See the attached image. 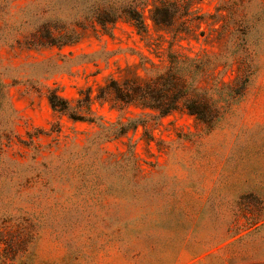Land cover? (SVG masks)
I'll use <instances>...</instances> for the list:
<instances>
[{"label": "rangeland", "instance_id": "1", "mask_svg": "<svg viewBox=\"0 0 264 264\" xmlns=\"http://www.w3.org/2000/svg\"><path fill=\"white\" fill-rule=\"evenodd\" d=\"M66 13L65 0H0V264H264V0H195L146 35L73 24L79 42L41 45ZM171 55L194 60L212 127L99 98Z\"/></svg>", "mask_w": 264, "mask_h": 264}, {"label": "trees", "instance_id": "2", "mask_svg": "<svg viewBox=\"0 0 264 264\" xmlns=\"http://www.w3.org/2000/svg\"><path fill=\"white\" fill-rule=\"evenodd\" d=\"M195 0H65L72 13H66L70 25L59 27L47 22L40 44L45 46H69L80 41L81 34L71 33L75 28L86 31L88 28L103 34H111L120 21L131 23L139 34L149 33L148 20L155 29L168 30L180 17L189 14ZM59 20V19H58ZM59 23L63 24L59 20ZM70 27V28H69ZM181 33V31H179ZM194 60L185 56L171 55L169 66L145 83L126 81L119 84L111 82L101 90L100 99L112 101L126 106H136L143 110L158 113L160 117L172 115L178 111H186L200 123L212 127L219 118L217 103L211 98L209 90H198L189 83L188 68ZM206 68L199 81L208 78ZM241 94V93H240ZM52 108L61 113L70 110L69 103L59 95L49 98ZM87 102L90 103V96ZM73 120H84L72 117Z\"/></svg>", "mask_w": 264, "mask_h": 264}]
</instances>
